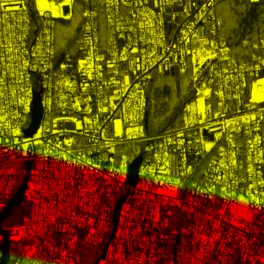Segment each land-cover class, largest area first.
<instances>
[{
	"label": "built area",
	"instance_id": "obj_1",
	"mask_svg": "<svg viewBox=\"0 0 264 264\" xmlns=\"http://www.w3.org/2000/svg\"><path fill=\"white\" fill-rule=\"evenodd\" d=\"M204 2L205 0H191L189 4V0H175L174 3L168 4L161 0L163 8L161 13L159 8L152 5V0H149L148 6L158 15H162L164 43L169 48L173 44L176 45V51L172 55L177 64L183 58L189 65L187 72L191 71L193 55V49L188 45L194 38L198 40L199 45L208 47L214 38L212 25L215 24V39L217 43L220 41L217 34V0L215 6L209 7L208 12H205L204 20H195L198 9L203 7ZM79 3H82V0ZM23 5L27 7L26 11L22 12ZM185 6L188 7L187 12L184 11ZM8 7V22L17 25L16 35L21 34L20 29L24 26L28 29L25 47L28 49L27 58L30 61L36 59L31 56V52L41 40L42 33L54 37L51 47L55 49L54 55L47 54V41H42L44 46L38 49L37 55H45L44 63L51 64V67L41 72L32 69L27 72L25 82L27 83L30 78L32 88L29 111L24 113L22 108L13 106V111L20 110L21 116L18 120L14 116L10 117V122L16 121L19 124L21 134L16 136L7 127L0 129V214L23 184L26 176H29L25 201L15 210L24 209L22 219L18 226L9 231L12 244L19 243L22 246L20 251L27 264H35L36 261L40 264H77L82 259L81 252L84 247L97 248L99 257L113 233V211L119 198L125 194L128 195L121 206L115 235L108 245L105 259H102L100 264H264V196L259 195L264 192V188L257 187L253 190L259 203L248 199L246 204L238 200L225 199L220 194L221 190H226L223 183L216 184L215 193L201 191L211 187L214 182L215 169L209 167L213 158H224L219 156L216 147L219 145L226 153L230 150L236 152L238 166L234 174L240 183L234 187L238 192L244 190L246 194L250 184L247 173L249 141H254L256 135L261 137L253 148V158L258 150L264 151V120L260 119L262 114L258 111L264 106V102H258L254 108L248 107L253 77L245 72L247 83L240 89L239 100L236 98L235 84L228 81L221 87L224 82L216 77L213 80L210 97H205V103H211L213 113L220 110L224 115L211 119L204 117L210 127L200 122L185 127L184 121V125L173 129L183 131V137H172L177 141L184 139V144L174 146L166 143V138L173 130L158 133L148 131L147 98L144 90V83L147 81L144 77L147 73H128L130 90L135 91L132 84L139 78L138 82L144 90L145 99L143 110L139 112L136 122L132 123L133 113L129 111L128 119H125L124 109L120 104L129 92L115 93L114 86L105 84V81L113 77L120 79L118 73L128 71V63L117 60V68L110 73L107 64L99 62L103 79L96 78V61H93L91 77L84 74L87 69L82 71L79 68V60L86 59L88 49L84 41L88 35L92 36L95 49L106 61L111 59L110 49L122 50L128 44L126 37L129 33L121 36L119 32H113L112 26L107 23L106 5H101L97 0L95 17H82L83 10L91 9L77 10L81 37L78 42V57L71 61L61 60L56 42L59 24L71 19L42 15L35 0H8ZM63 10L67 14L70 7L65 6ZM129 11L123 4L120 5V14L125 20L131 18ZM209 13L215 15V20ZM3 14L4 10L0 9V15ZM21 15L26 16L22 22ZM86 24L92 26L91 32H86L84 27ZM189 25H194V28H188ZM45 28L48 29L47 33L44 32ZM195 29H202L203 33L194 37ZM3 30L4 25L0 24V32ZM183 30H187L189 39L188 45L184 46L187 54L181 57L179 49ZM132 35L135 41L137 34ZM148 35L150 37L151 34ZM110 41H114V44ZM260 42L261 40L253 43ZM144 47L147 48V45ZM157 51L161 50L157 48ZM128 55L131 60L135 54L129 52ZM231 55L235 57L237 64L243 61L251 67L256 63L252 55L264 56V49L249 46L244 47V52L238 55L231 50ZM164 58L171 59L167 55ZM61 64L67 67L61 69ZM211 64L216 65V71L229 68L231 73L229 65L219 62L215 57L211 58ZM199 67L204 78H212L209 76L212 70L209 61H205V64ZM153 69H149L151 74L155 72ZM176 72L180 71L174 66L162 74L174 75ZM259 72L264 73V69H260ZM84 84H88L87 89L84 88ZM191 88L193 97L187 103L194 102V92L197 91L193 88L192 81ZM217 92L223 93V99L216 95ZM113 93L118 99L107 100L106 98L111 97ZM36 94H39L42 107L39 126L47 121L49 128L59 131L43 133L41 139L45 141L44 144L29 143L28 148L24 149L23 140L35 137V133L39 131L38 127L32 136L26 135L33 122ZM49 97L50 106L45 104ZM77 99L78 108L74 107ZM112 104H116L117 107L113 109ZM89 107L92 109L91 112L87 111ZM102 108L108 110L103 111ZM241 115L254 116V119L249 120L247 126L241 123L239 131H232L234 148L230 149L226 129L217 121L238 118ZM5 116L9 114L6 112ZM57 117L62 119L57 120ZM63 117H75V120L81 122V127L77 129L75 120H66ZM117 119L121 121L120 136L115 135ZM88 121L92 123L89 124ZM257 124L260 125L259 128ZM128 127L134 129L131 137L127 133ZM140 127L143 128V136L135 132V129ZM249 128L252 130L251 134ZM215 132L224 135L220 140H216ZM102 133L106 134L107 141ZM68 139L74 140L71 149L75 156L84 155L92 160L94 165L98 163L99 167L69 163L52 152L45 154V149L49 147L55 150L57 141L63 142ZM17 140L20 141L19 144L16 143ZM108 141H112V144L109 145ZM202 141L213 142V149H204ZM160 145H163V149ZM109 147H115L116 152H110ZM62 150H67L66 144H62ZM132 150L135 152L132 153ZM158 151L162 154L165 151L168 153L170 173L166 170L161 174L157 170L154 175L146 171L152 164L157 163L155 155ZM125 155L126 167L121 173L119 165L121 157ZM139 156L142 157V162L138 181L136 185H132L128 182L130 165ZM162 160L163 155L161 164ZM241 164L242 167L239 166ZM185 165L190 166L192 172L181 176L180 173L186 171ZM253 167L264 173V165L254 164ZM216 168L222 166L217 164ZM169 174L179 179L180 184L160 183L156 179V176ZM220 175H223V172ZM227 183L231 184V180ZM2 241L0 234V244Z\"/></svg>",
	"mask_w": 264,
	"mask_h": 264
},
{
	"label": "snow or ice",
	"instance_id": "obj_2",
	"mask_svg": "<svg viewBox=\"0 0 264 264\" xmlns=\"http://www.w3.org/2000/svg\"><path fill=\"white\" fill-rule=\"evenodd\" d=\"M164 3H174L175 0H163ZM254 2V0H253ZM37 7L42 15H50L52 17H64L66 19H72L75 21L76 12L78 9H91V10H83L82 17H95L97 15V11L95 10L97 7V0H82V3L77 4L75 0H55V2H49V0H35ZM101 5L107 6V23L112 26L113 32H119L121 36L127 32L129 35L126 37L128 40V44L122 50H116L112 48L109 50L111 59L105 60L103 55H100L99 52L94 47L93 38L91 35L86 36L84 41L88 51L86 53V59L79 60V68L83 71L87 69L84 73L86 76L91 77L93 75V61H96L95 73L97 79H103V75L101 73L100 63L104 62L107 64V68L111 73L114 69L117 68V60L126 61L128 63V71L119 72L118 75L121 77L117 79L113 77L112 79L105 81V84L108 86L115 87V93L123 94V92H129V95L125 97L124 100L120 101L124 109V118L128 119V112L131 111L133 113L132 123L136 122V119L145 105L144 99V90L141 85L137 81L133 82L132 87L135 88V91H131L129 84V72H143L147 73V76L144 77L146 79L151 78V72L149 69L158 71L160 73L169 71L173 69V67H178L181 73H186L189 69V65L185 63L183 58L180 60L179 64L176 63L175 57L172 55L173 52L176 51V45L173 44L171 48H169L164 43V32L162 28V15H158L156 12L149 7V0H99ZM123 4L124 8L129 9L130 19L125 20V18L120 14V5ZM189 4H191V0H189ZM152 5L156 8L160 9V12H163V8L161 7V0H152ZM65 6H69L70 10L65 13L63 10ZM215 6V0H205L203 7L198 9V13L195 16V20H204L205 12H208L209 7ZM234 0L232 3H226L221 5V7H234ZM26 5H23L22 12L26 11ZM115 8V11H113ZM0 9L4 10V14L0 15V24L4 25L3 32H0V129L7 127L10 132L14 135L19 136L21 134V128L16 121L10 122V117H16L17 120L21 116V111L16 110L13 111V106H18L22 108L24 113L29 111L28 104L32 97V88H31V80L30 78L25 82V77L29 69L35 70L37 72L45 71L51 67V64L44 63L45 55H37L38 49H41L44 45L42 41H47V54H55V49L51 47L53 43L54 37L52 35H44L41 34V40L37 42L36 48H34L31 52V56L36 57L34 61H30L28 57V49L25 47V37L27 36L28 29L26 26L20 29L21 34L16 35L17 25L10 24L9 21V7L8 0H0ZM184 11H188V7L185 6ZM212 15L213 20H215V15L213 13H209ZM26 19V16L21 15V22ZM207 23V20H205ZM221 24L224 23L223 20L220 21ZM75 27V23L73 24ZM86 32H91V25L86 24L85 26ZM188 28H194V25H189ZM44 32L47 33L48 29L45 28ZM151 34L150 37L148 34ZM203 33L202 29H195L193 36L197 37ZM137 34L136 40H133V35ZM216 27L215 24L212 25V35L213 40L208 47L199 45L197 39H193L192 43L188 45V33L187 30H183V35L181 36L180 44L181 47L179 49V54L181 57L186 55L185 45L191 47L193 49V55L191 57V71L189 79L192 81V86L194 89H197L194 92V102L187 103L186 111L182 119L186 122L185 127L200 122L204 126L210 127L204 120V117H208L209 119L215 117L223 116L224 113L220 110L212 112L211 103H205V97H210V93L212 92V84L213 80L216 77H219L224 84L221 85L223 87L228 81H231L236 86V98L239 100L241 95L240 89L247 83L245 80V72L248 73L249 76H252V82L250 84V103L248 105L249 108H254L258 102H264V73H260V69H264V56H256L252 55L253 61L256 63L253 66L246 65L243 61L237 64V60L235 57L231 55V50L225 45L224 37L221 35L219 43H217L215 39ZM97 40L99 37L96 38ZM110 43L114 44V41H110ZM147 45V48L144 47ZM244 47H253V48H262L264 49V38L261 39L260 44L252 43L250 45L249 40L245 39L243 41ZM63 47V45H61ZM159 48L161 51H157ZM129 52L134 53L135 55L129 60ZM167 55L171 57V59L166 60L164 56ZM143 57V59H142ZM215 57L219 62H224L229 65L231 68V73H235V75L229 72V68H223L221 71H216V65L211 64V58ZM205 61H209V65L211 67V71L209 76L212 77L204 78L202 76V70L200 69V65H204ZM39 62V63H38ZM43 67H40V65ZM67 67L65 64H61L60 68L64 69ZM189 79L184 81V86H187ZM203 80V83H201ZM63 83V81H62ZM171 83V81H170ZM84 88H88V84H84ZM74 90V89H73ZM19 93V95H18ZM113 93L111 97L106 98L107 100L118 99V97ZM216 95L220 96L223 99V93L217 92ZM198 97V99H197ZM89 99H91L89 97ZM231 99V97H229ZM103 104V101L101 102ZM45 104L50 106L51 99L50 97L45 101ZM74 107H79V100L77 99ZM117 107L116 104H112V108L115 109ZM223 107V104H221ZM103 111H107V108H102ZM87 111L91 112L92 109L89 107ZM258 111L262 114L260 116L261 120H264V106H261ZM8 113L9 116H5V113ZM62 119L61 117H57V120ZM63 119H72L75 120V117H63ZM87 120V117H85ZM254 119V116L250 115H241L236 118L233 117L231 119H223L221 121H217V123H221L226 129V139L229 144L230 149L234 148L232 131H239V125L243 123L247 126L248 121ZM49 122H45L44 124L39 126V131L35 133V137L24 139L22 143V147L27 149L29 143H33L36 145H42L45 143L44 140L41 139V136L45 132L49 131H59V129L49 128ZM89 124L92 121H88ZM75 127L78 129L81 127V122L79 120H75ZM260 125L257 124V128ZM97 130L98 127H97ZM134 129L132 127L127 128V133L129 137L133 135ZM136 134L143 136V128H136ZM252 130L249 128V134H251ZM104 135L105 140L107 141L106 134ZM115 135H121V121L117 119L115 121ZM183 131H170L168 137L166 138V143L172 144L176 146L177 144L183 145L184 139L174 140L175 137H183ZM216 140H220L222 135L221 132L214 133ZM261 137L259 135L255 136V140L249 141V155L247 158V173L248 180L250 181L249 187L247 188L246 194L244 190H240L239 192L236 190L234 186L240 183V180L234 174L235 169L238 166L237 154L234 150H230L229 152H225L223 147L217 145V150L219 152L220 157H224L223 159L213 158L210 168L215 169L212 186L206 189H201V191H207L209 193H215L217 191L216 184H224L226 190H221L220 194L225 197V199H231L233 201L238 200L242 204H246L248 199H251L256 202L257 196L253 194V190L257 187L264 188V173L258 172L253 165L259 164L264 165V151H257L255 158L252 156L253 148L255 143L260 141ZM16 143H20L19 140ZM74 143L73 139H68L66 141H57L55 145V150L52 147L45 149V154L48 152H52L53 155H57L58 157H62L67 160L69 163H76L79 165L87 164L88 166L99 167V164H95L90 159H87L86 156H75L72 153L71 146ZM109 145L112 144V141H108ZM191 143V141H189ZM204 149H213V142L202 141ZM51 144V142H49ZM62 144L67 145V150H62ZM160 148L163 149V145H160ZM110 152L115 153V147H109ZM71 153V154H69ZM163 155V160L161 164V156ZM107 159V157H105ZM115 161V157H113ZM155 160L157 163L152 164L146 171H150L154 175L157 173L164 174L167 171L170 173L169 167V158L168 153L165 151L163 154L161 152H157L155 155ZM127 161V156H122L119 171L123 173L125 171ZM219 164L222 168H216V165ZM242 167L243 165H239ZM186 171L181 172L180 175L183 176L185 174H189L192 172V168L190 166L185 165ZM223 172V175L220 173ZM156 179L160 183H168L170 185H179V179L173 178L170 174L167 176H156ZM231 180V184H228L227 181ZM195 187V185H193ZM174 190V189H173ZM259 195L264 196V192L259 193ZM247 197V198H246ZM235 210V209H234ZM29 257H31V253H29ZM19 264V262H17ZM35 264H40L39 261H36Z\"/></svg>",
	"mask_w": 264,
	"mask_h": 264
},
{
	"label": "trees",
	"instance_id": "obj_3",
	"mask_svg": "<svg viewBox=\"0 0 264 264\" xmlns=\"http://www.w3.org/2000/svg\"><path fill=\"white\" fill-rule=\"evenodd\" d=\"M77 0L76 3H79ZM232 3L233 0H227ZM226 0H217V34L219 40L224 37L225 45L229 46L235 55L244 52L243 41L257 42L264 38V0H234V7H221ZM79 13L76 12L75 21L61 22L58 26L57 46L62 61H71L78 57V42L81 37L78 23ZM224 23L221 24L220 21ZM75 23V27L73 24ZM63 45V47H61ZM190 72H176L174 75H164L158 71L151 74V78L144 83L146 93V124L150 133L173 130L184 125L182 119L187 102L193 97L190 82ZM189 79L187 86L184 81ZM171 81V83H170ZM135 151L132 150V153ZM16 213V211H15ZM23 215V213H22ZM14 223L18 226L22 219ZM12 216L5 222V229L9 232L14 227ZM98 254L94 249L87 251L82 264H93ZM19 264H27L24 256H20Z\"/></svg>",
	"mask_w": 264,
	"mask_h": 264
},
{
	"label": "water",
	"instance_id": "obj_4",
	"mask_svg": "<svg viewBox=\"0 0 264 264\" xmlns=\"http://www.w3.org/2000/svg\"><path fill=\"white\" fill-rule=\"evenodd\" d=\"M41 118H42V107L40 104V97L39 94H36L34 101V108H33V122L31 127L26 131L27 136H32L37 131ZM141 162H142V157L139 156L130 165V175L128 178V182L132 185L137 184L138 172ZM28 171H30V167L28 168ZM28 180H29V176H26L23 184L17 190L14 197L7 202L4 211L0 214V234L2 235L3 238V241L0 244V254H1L0 264H10L11 262L12 237L11 234L5 229V222L10 219V217L15 212V210L19 208L21 204L25 201V191L27 189ZM127 195L128 194H125L122 197H120L116 204V207L113 211V224H114L113 233L110 236V239L107 242L106 246L104 247L103 253L95 260L94 264H100V261L102 259H105L108 245L116 232V227H117L122 203Z\"/></svg>",
	"mask_w": 264,
	"mask_h": 264
},
{
	"label": "rangeland",
	"instance_id": "obj_5",
	"mask_svg": "<svg viewBox=\"0 0 264 264\" xmlns=\"http://www.w3.org/2000/svg\"><path fill=\"white\" fill-rule=\"evenodd\" d=\"M190 82H191V80H190ZM22 210H24V209L23 208L18 209V211H16V213H14L12 215V219H11L12 222L10 224L13 225L14 223H16V222H18L20 220V217L22 215ZM21 247L22 246L19 243L12 244V246H11V262H10V264H17L18 260L20 259V256H22V252L20 251ZM91 249H94V252L97 253V248H90V247L86 248V247H84L82 249V252H81L82 256H84V254H86L87 251H91ZM82 263H84L83 259H81L79 261V263H77V264H82Z\"/></svg>",
	"mask_w": 264,
	"mask_h": 264
}]
</instances>
